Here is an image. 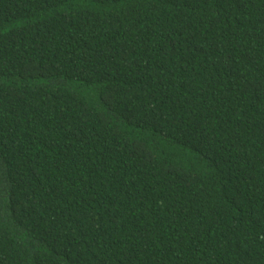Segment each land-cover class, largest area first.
<instances>
[{
  "label": "trees",
  "instance_id": "obj_1",
  "mask_svg": "<svg viewBox=\"0 0 264 264\" xmlns=\"http://www.w3.org/2000/svg\"><path fill=\"white\" fill-rule=\"evenodd\" d=\"M0 264H264V0H0Z\"/></svg>",
  "mask_w": 264,
  "mask_h": 264
}]
</instances>
